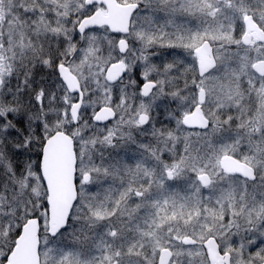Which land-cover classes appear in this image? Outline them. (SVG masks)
Returning a JSON list of instances; mask_svg holds the SVG:
<instances>
[{"label": "snow or ice", "instance_id": "snow-or-ice-1", "mask_svg": "<svg viewBox=\"0 0 264 264\" xmlns=\"http://www.w3.org/2000/svg\"><path fill=\"white\" fill-rule=\"evenodd\" d=\"M0 264H264V0H0Z\"/></svg>", "mask_w": 264, "mask_h": 264}]
</instances>
